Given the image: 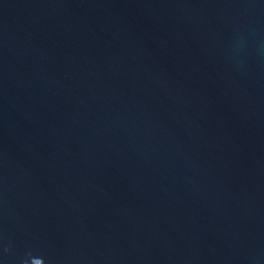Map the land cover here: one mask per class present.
<instances>
[{
	"label": "water",
	"instance_id": "obj_1",
	"mask_svg": "<svg viewBox=\"0 0 264 264\" xmlns=\"http://www.w3.org/2000/svg\"><path fill=\"white\" fill-rule=\"evenodd\" d=\"M0 264H264V0H0Z\"/></svg>",
	"mask_w": 264,
	"mask_h": 264
}]
</instances>
